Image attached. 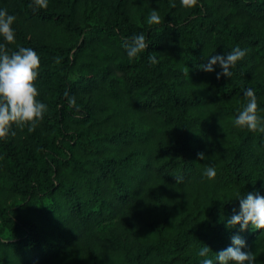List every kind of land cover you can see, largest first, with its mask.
Returning a JSON list of instances; mask_svg holds the SVG:
<instances>
[{
    "label": "trees",
    "instance_id": "obj_1",
    "mask_svg": "<svg viewBox=\"0 0 264 264\" xmlns=\"http://www.w3.org/2000/svg\"><path fill=\"white\" fill-rule=\"evenodd\" d=\"M0 8L16 17L0 50L38 53L47 105L0 139V264H200L201 247L214 258L235 234L264 264V229L227 225L237 194L264 196V133L234 125L245 89L264 117V0ZM139 33L148 47L129 57ZM237 46L230 77L202 70Z\"/></svg>",
    "mask_w": 264,
    "mask_h": 264
},
{
    "label": "clouds",
    "instance_id": "obj_2",
    "mask_svg": "<svg viewBox=\"0 0 264 264\" xmlns=\"http://www.w3.org/2000/svg\"><path fill=\"white\" fill-rule=\"evenodd\" d=\"M38 7H47V0H34ZM184 4H195L196 0H182ZM160 16L156 9L149 13L150 22L159 23ZM14 15L0 8V36L7 42L15 40L13 23ZM129 57L136 56L142 49L148 46L143 33L134 34L132 43L125 46ZM246 55V49L239 46L225 54H215L208 58V62L201 66L203 71L213 72L214 66L219 65L221 71L217 72V78L230 77L232 69ZM150 62H155L154 57H149ZM40 57L31 47H21L18 51L9 54L0 50V139L7 137L15 123L19 126L27 124L34 128L36 123L43 118L47 105L37 99L39 93L35 85L39 74ZM244 95L249 98L246 107L239 111L235 117L234 125L246 128L250 131L264 133V117L257 114V98L252 89H245ZM198 155L203 158V153ZM204 175L213 179L216 176L214 166H208ZM239 210L233 211L227 220V225H239L240 231L249 227L264 229V196L254 193L237 194ZM246 241L239 235L231 237V245L209 257L210 248L203 246L199 255L204 257L200 264H256L254 253L245 251Z\"/></svg>",
    "mask_w": 264,
    "mask_h": 264
}]
</instances>
